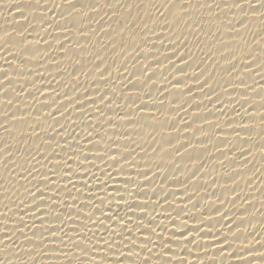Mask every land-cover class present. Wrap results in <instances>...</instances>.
Wrapping results in <instances>:
<instances>
[{"label": "bare ground", "instance_id": "bare-ground-1", "mask_svg": "<svg viewBox=\"0 0 264 264\" xmlns=\"http://www.w3.org/2000/svg\"><path fill=\"white\" fill-rule=\"evenodd\" d=\"M174 2L175 8L168 0H96L102 9L91 14L92 21H84L89 30L78 31V20L64 35L52 24L53 20L64 24L63 12L56 6L62 0H0V70L8 73L6 79L0 71V124L9 129L0 127V150L10 149L15 160L5 166L7 152L0 151V239L10 235L17 247H23L19 245L26 243L23 236L13 231L22 215L30 226L35 223L37 236L64 221V231L77 238L72 229L83 232L84 213L91 208L87 197L107 192L119 201L120 214L127 212L131 217L128 226L133 228L137 246L132 253L120 249L124 252L120 257L102 245L95 249V260L92 254H80L92 264H114L117 259L123 264H143L145 259L148 264H264L260 259L264 253V56H259L257 48V44L264 48L260 16L264 9L253 13L245 5L241 11H247L241 12L230 7L234 0H190L192 6L185 15L188 27L183 21L176 23L179 4L186 0ZM252 3L258 5V0ZM8 34L13 36L11 44L6 43ZM24 37L31 53H23L19 42ZM177 37L186 38L187 47L177 48L170 42ZM60 43L65 49H60ZM249 52L252 58L247 57ZM21 54L27 63L21 62ZM104 68L107 82L100 78ZM85 89L89 100L97 104L85 101L86 107L79 110L69 106L71 117L68 112L64 117L57 113L59 124L46 115L56 110L52 97L57 92L61 97L65 92L69 97H83ZM100 95H105L104 103ZM108 100L112 103L104 107ZM142 103L148 107L141 109ZM98 106L103 115L96 111ZM153 115L155 119H145ZM72 145L76 147L70 149ZM109 146L108 155H116L118 165L97 158ZM30 153L37 160L48 159L36 164ZM84 156L89 160L84 161ZM65 160L71 171L65 169ZM50 168L56 175L45 186ZM25 169H33L32 174ZM105 170L113 173V179L103 174ZM91 174L100 179H91ZM86 180L89 187H83ZM100 181L107 182V189L98 187ZM125 181H129L126 189ZM35 185L44 191L42 200L33 201L26 192H35ZM29 202L33 209L36 203L41 205L36 213L37 217L43 213L41 218L33 221L26 206ZM85 203L88 207L81 210L79 205ZM106 204L117 211L115 201ZM129 204H147V208L129 211ZM140 216L145 224L155 218L148 231L135 230ZM151 228L171 243L161 248V239L153 235L152 244H141ZM24 231L32 235L28 228ZM99 231L103 234V229ZM55 235L59 238L63 233ZM58 243L56 239L49 248ZM18 252L0 245V261L32 264L31 253H21V259L10 254ZM37 264H67V260L48 252Z\"/></svg>", "mask_w": 264, "mask_h": 264}, {"label": "snow or ice", "instance_id": "snow-or-ice-1", "mask_svg": "<svg viewBox=\"0 0 264 264\" xmlns=\"http://www.w3.org/2000/svg\"><path fill=\"white\" fill-rule=\"evenodd\" d=\"M168 4L171 5V7L175 8L177 7V3L174 2V0H168ZM79 5V7H78ZM245 5H247V9L250 10L253 13H256L257 11H260L261 9H264V0H258V5L253 4L252 0H234L233 4L230 6L231 8H238L240 11L245 9ZM61 9V12L63 14L60 15V19L64 21V24L61 25L58 21L53 20L52 24L56 29H62V34L66 35L71 32L72 27H75L77 25V22L79 20L80 22V28L77 29L78 31L87 32L89 29L87 26L84 25V21H92L93 19L91 18V14L93 13H100L101 12V7L96 3V0L94 3H89L88 0H62V3L59 5H56ZM109 5L105 4V7H108ZM192 5L190 4V0H186V2H182L179 4L180 12L181 15L177 18L176 23L179 24L180 22H184L186 26L191 27V25H188V22L185 20V15L188 14L189 8ZM204 7L210 8V5L205 4ZM217 8L220 7L219 4L216 5ZM159 11V9H158ZM171 11V9H169ZM247 10L241 11V12H246ZM160 16L163 17L164 13L161 11ZM23 15V13H21ZM260 16L261 18H264V11H260ZM45 19V18H41ZM45 22L47 23L48 21L45 19ZM164 26L167 27V19L164 21ZM45 32H48V30L42 29ZM235 31V29H234ZM51 35V33H48ZM153 34H155L153 32ZM9 37H13L10 34H8V39L6 43L11 44L13 43V40H9ZM26 37V36H25ZM23 38L22 41H20V45L22 47L23 53H31L32 49L29 47V43L27 38ZM159 39V37H157ZM54 39H59V37H55ZM198 39V37H197ZM45 43L48 44V47L51 48L52 44L48 41H44ZM172 44L176 45L177 48L180 46L187 47L186 44V38H181L177 37L176 40H171L170 41ZM223 43V42H222ZM60 49H65V44L60 43L59 45ZM257 48L259 49V56H264V48H260L259 44H257ZM177 53H174L176 55ZM247 57L252 58L253 53L249 52L246 54ZM16 57L13 56V59ZM19 59L21 60L22 63H27V59L23 54L20 55ZM166 59L171 60V57H166ZM179 59L181 61L184 60V56L180 55ZM5 63L8 64L10 67H14L13 65L9 64V61L6 59ZM103 63V60H100V63H97L95 65L96 69H100L101 64ZM115 63V61H114ZM175 67V65H174ZM235 66H233L234 68ZM118 72L120 71L119 68L116 69ZM3 71V70H0ZM180 71H183V69H180ZM108 72L107 68H104L102 71H100V78L105 79L107 82V77H105V73ZM143 72H147V68L143 69ZM4 77L7 79L8 78V73L6 71H3ZM109 75H111L109 73ZM74 76V74H73ZM75 78V76H74ZM148 79H151L149 77ZM11 79H8V84H11ZM243 83V81H240ZM176 83H180L179 80L176 81ZM208 81L206 80L204 84H207ZM0 85H3V81L0 80ZM135 87V85H133ZM203 87V85L201 86ZM23 89V88H22ZM73 91L76 89L73 88ZM24 91V89H23ZM21 91V92H23ZM189 91H191L189 89ZM7 93V92H5ZM4 93V94H5ZM31 93V92H29ZM19 95V93H17ZM67 100V103L64 102V100ZM219 99V97H217ZM99 100L101 103H104L105 101V95H100ZM85 101L91 104H97V101L95 99L89 100L88 94H87V89H85V94L83 97L81 96H74V97H69L68 93L65 92L63 97L60 96V94L57 92L53 97H52V102L57 105L55 112H49L46 115L51 116L52 119L55 121L56 124H59L60 121L59 119L56 118L57 113L61 116L64 117L65 112H68V116L71 117V112L69 110V106H71L72 109L74 110H79L80 108L86 107ZM9 105L12 104V101H8ZM112 103V100H108L107 103L104 104V107H108ZM135 103V101H134ZM45 107H51V105H45ZM148 105L147 103H142L140 105V108H147ZM243 107V106H242ZM63 110V111H62ZM97 112H100L101 115H103V110L99 108V106L96 109ZM36 119H39V117H36ZM145 119H155V116H149L145 117ZM262 122H264V116L261 117ZM69 123L73 124V121L69 119ZM0 127L4 128V131L8 132L9 129L5 127L3 124H0ZM37 128L39 127V124L36 126ZM89 127H94L92 125H89ZM185 127H190V125H185ZM35 131V129H33ZM47 131V130H45ZM69 135H72V133H69ZM91 134L89 133V136ZM50 139H54V137H50ZM87 139V138H86ZM103 139V137H101ZM87 142L91 143V140L88 139ZM65 144H67V139L64 141ZM99 143V141H97ZM56 147H61L59 143H57ZM75 145L69 146V148H75ZM95 147V145H94ZM181 147H186V145H181ZM179 149V148H177ZM0 151H6L7 152V159L5 160V166H7V163L11 160L15 164V160L12 156V152L10 149H5V150H0ZM110 151V146L107 151H105L104 155L98 156V159L105 160L111 159L115 164H119V160L116 159V155H108V152ZM134 151V150H133ZM177 154L180 153V149L176 151ZM31 156L32 161H34L36 164H40L42 160L48 159L47 157H42L41 160L36 159V155H32L31 153L29 154ZM69 159H71L69 157ZM84 161H88L89 157L84 156L83 157ZM123 159L125 161L128 160V156H124ZM51 163V161H48ZM23 167V164L20 165ZM64 167L67 171H71V165L69 164L68 160L64 161ZM92 167H97L95 164L92 165ZM98 171L100 170L99 168L97 169ZM26 172H28L29 175L32 174L33 169H25ZM119 171H123V168L120 167ZM48 175L45 177V186H48V184L52 183V177L56 175L55 169L50 168L48 170ZM90 173V170L84 172V176L88 177ZM104 175L108 176V179L111 180L113 179V173L111 171L105 170L103 172ZM145 177H147V172L143 173ZM195 175V173H193ZM26 179V177H24ZM91 179L94 180H99L100 178L96 176L95 174H91ZM71 183V181H69ZM30 183V181H29ZM129 181H125V189L127 188ZM90 186V180H86L85 184L83 187H89ZM36 188V191L33 192L31 189H26V192L29 197H32L33 201L37 200H42L44 198V191L39 185L34 186ZM76 185L73 184V188H75ZM98 187L107 189L108 185L106 181H100V184ZM67 191H70L69 189L66 188ZM121 189L117 188L115 189V192L119 193ZM131 195V193H129ZM53 200L55 199L54 197L52 198ZM75 199V198H74ZM120 200H123L124 197L120 196ZM87 201L91 202V208L89 211L84 213V223H82V228L83 232L81 233L77 229H72V231H76L77 233V238L71 237L68 232L64 231V221L60 222V226L54 227V228H45L44 231L39 232V236H37V232L33 231V229L36 228L35 223H33L31 226L24 221L23 215L20 217L18 221V227L15 228L13 231L14 232H19L21 236H23L24 241H26L25 244H19L22 245L23 247H17L13 243V237L10 235L5 234V237L3 239H0V245H3V249H12V248H18L19 252L18 253H10L11 255H15L17 259L20 258L21 253H31V255H28L32 257V264H37V261L39 257L47 255L48 252H55L58 256H63L67 260V264H74V261L78 262V264H92V261L86 260L81 257L80 254H83V257H88L90 254H92V260H95V249L100 247L101 245L107 249V250H115V254L120 257L124 255V252L121 251L120 249L127 248L129 253H132L135 248H136V241L137 237L133 235V228L129 227V223L131 222V217L127 215V212H125L124 215L120 214L119 211V201L116 200L115 196L109 195L107 192L104 193V195H93L90 194L87 197ZM106 201H115L116 202V208L117 211L113 212V208L111 205L106 204ZM22 203H24L22 201ZM78 203V202H77ZM26 206L29 207L30 211L32 212V219L35 221L38 218H41L44 214L41 213V217H37L36 213L37 211L40 210L41 205L39 203L35 204V208L33 209L31 207V202H29ZM103 206V207H102ZM7 208V205H5ZM88 207V204L85 203L83 205H79V208L82 210L83 208ZM134 207H139L142 210L147 208V204H129L128 205V210L131 211L134 209ZM97 213L99 214L97 216ZM24 215H27V213H24ZM71 217L69 216V219ZM223 218V217H221ZM57 219H59V214L57 215ZM138 219L141 221L140 223H137L135 225V230L140 231L141 229H144L145 231H148L149 227L151 224L155 223V218L152 217L149 219V223L145 224L143 223L144 216L138 217ZM105 221H108V223H105ZM44 221L41 219V224H43ZM243 223V221H241ZM92 225L93 228L96 230L94 231L93 228H90L89 225ZM28 228L29 231L32 232V235L29 236L27 233H25L24 229ZM100 229H103V234L100 233ZM56 232H62L63 235L60 236L59 238L56 237ZM143 235V233H141ZM156 235L158 239H161L162 243L159 245L161 248L165 247L166 244H170L171 240L169 241H163L161 237L156 233L155 228H151V231L143 240H141V244L147 246L149 244H152L153 241L151 239V236ZM173 235H176V233H173ZM179 236L183 237L184 233L180 232ZM65 237H67V240H65ZM98 237V239H97ZM116 237H119L120 239L117 241ZM35 238V239H34ZM56 239L59 240V243L56 245L55 248H49V244H52ZM187 239V237H185ZM239 239V237H237ZM7 241V242H6ZM189 243L192 241L189 240ZM31 246V248L29 247ZM131 246V247H129ZM79 249V253L74 252L72 249ZM31 249H35V251H32ZM149 252H151V249H147ZM171 251V249H168ZM36 252L39 253V256L36 255ZM137 257H139V253H136ZM261 260H264V253L261 254L260 256ZM0 264H4V262L0 261ZM8 264H11L9 261ZM114 264H123L122 260L117 259ZM143 264H148V260L145 259L143 261ZM247 264H251V262H247Z\"/></svg>", "mask_w": 264, "mask_h": 264}]
</instances>
